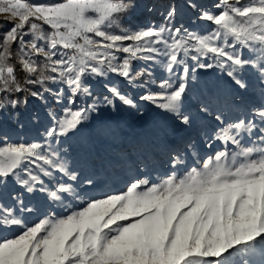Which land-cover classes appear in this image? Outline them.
<instances>
[{"label":"snow or ice","instance_id":"1","mask_svg":"<svg viewBox=\"0 0 264 264\" xmlns=\"http://www.w3.org/2000/svg\"><path fill=\"white\" fill-rule=\"evenodd\" d=\"M136 7L0 0V264H264V0L146 4L160 23L125 25ZM181 7L210 30L177 26ZM208 70L216 80L200 86ZM142 102L173 121L169 173L153 182L147 157L125 156L126 191L85 201L96 181L67 141L102 111L142 116ZM25 123L36 137L12 141ZM38 197L84 206L30 226Z\"/></svg>","mask_w":264,"mask_h":264},{"label":"rangeland","instance_id":"2","mask_svg":"<svg viewBox=\"0 0 264 264\" xmlns=\"http://www.w3.org/2000/svg\"><path fill=\"white\" fill-rule=\"evenodd\" d=\"M26 2L36 3L40 0H26ZM202 4L208 5L213 0H200ZM137 7L130 11L123 18L125 25L136 27L146 25L149 21L160 23V17L156 14H148L145 11L146 4L155 5L158 11H164L169 0H136ZM190 14L185 13L181 7V13L175 23L177 26L183 24L190 31H197L204 34L212 27L210 24L197 22L192 24L189 19ZM0 17L7 18L4 14ZM6 25L4 28H10ZM155 76H160L161 69L152 68ZM203 72V70H200ZM216 80V74L211 70L202 74L201 84L211 83ZM113 81L118 84L122 91H129L131 94L138 95L136 90L129 89L125 82L113 77ZM97 91L101 90L100 82H93ZM55 89V85H50ZM32 107L39 108L38 103ZM142 116H138L134 111L119 109L117 111H102L89 127L83 129L80 136L73 137L67 141L70 144L68 159L72 167L82 170L84 175H93L96 186H88L87 194L84 196L86 201L90 197L104 198L105 195H118L126 191V186L130 178L136 175L135 170H129L131 165L121 163L122 157L131 156L135 159L147 157L152 165L145 169L150 174L153 182H158L161 177L169 173L170 166L164 163L167 160L169 151V141L173 139L168 135L174 127L173 121L158 111L154 107L141 103ZM43 115V114H42ZM46 123V121H45ZM37 128L30 123H25L23 128L9 129L12 141H30L36 137ZM186 135H196L195 129ZM192 164V162H189ZM195 166V164H192ZM182 174V173H178ZM34 208H39V213L27 216L31 226L33 222H38V217L43 218V213L55 211L57 216H66L71 210H80L84 206L80 202L68 204L66 210L64 206L58 204H47L42 197L36 198L32 202ZM11 235V234H9Z\"/></svg>","mask_w":264,"mask_h":264},{"label":"trees","instance_id":"3","mask_svg":"<svg viewBox=\"0 0 264 264\" xmlns=\"http://www.w3.org/2000/svg\"><path fill=\"white\" fill-rule=\"evenodd\" d=\"M7 18H4V17H0V32H3L4 30H6V28H4L6 25L4 24V21L6 20ZM10 25V24H9Z\"/></svg>","mask_w":264,"mask_h":264}]
</instances>
